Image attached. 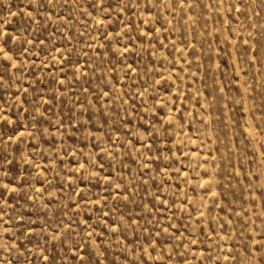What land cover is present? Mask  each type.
<instances>
[{"label": "rangeland", "instance_id": "rangeland-1", "mask_svg": "<svg viewBox=\"0 0 264 264\" xmlns=\"http://www.w3.org/2000/svg\"><path fill=\"white\" fill-rule=\"evenodd\" d=\"M0 264H264V0H0Z\"/></svg>", "mask_w": 264, "mask_h": 264}]
</instances>
